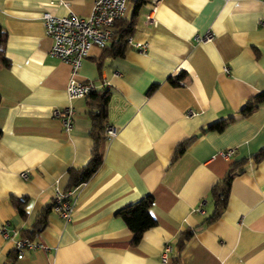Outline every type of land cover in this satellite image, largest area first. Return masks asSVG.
Instances as JSON below:
<instances>
[{
    "label": "crops",
    "instance_id": "crops-1",
    "mask_svg": "<svg viewBox=\"0 0 264 264\" xmlns=\"http://www.w3.org/2000/svg\"><path fill=\"white\" fill-rule=\"evenodd\" d=\"M90 5L0 0L8 60L0 66V225L19 236L56 191H69L71 204L67 219L51 209L33 247L17 252L0 235V264H173L175 255L178 264H264V157L249 158L264 144V101L237 112L264 92V0H158L152 11L144 0L129 35L143 51L125 40L120 55L101 57L102 48L90 46L73 78L108 89L107 124L115 133L103 134L93 173L68 188L67 168L89 156V119L84 97L67 98L69 65L47 53L40 13L86 16ZM132 6L125 0L122 18ZM205 31L209 40L194 38ZM67 105L73 116L63 130L51 111ZM229 115L221 130H202ZM227 149L230 156H222ZM240 158L223 207L207 220L210 186ZM144 195L155 224L132 245L115 211ZM11 197L25 198L23 218ZM183 229L191 235L176 251ZM165 243L170 251L161 262Z\"/></svg>",
    "mask_w": 264,
    "mask_h": 264
},
{
    "label": "trees",
    "instance_id": "trees-1",
    "mask_svg": "<svg viewBox=\"0 0 264 264\" xmlns=\"http://www.w3.org/2000/svg\"><path fill=\"white\" fill-rule=\"evenodd\" d=\"M144 2V0H133V6L131 13L128 18H117L113 25L115 26V31L112 33L109 43L102 47L101 57L104 56H117L121 54L122 48L124 46L126 37L129 36L134 29L135 17L139 5ZM5 41L6 33L0 27V66L7 67L8 60L5 57ZM99 65V63H98ZM181 73H179L180 75ZM152 86V85H151ZM150 86V87H151ZM109 99V91L107 88L96 87L92 91L88 92L84 96L85 106L87 107V116L89 119V137L91 139V148L89 150L88 159L79 166H70L67 168V182L68 188L76 186L78 183L86 180L93 171L97 168L101 160V146L103 142V128L107 125V102ZM264 101V92H257L250 98L244 101V103L239 107L237 112L240 115L248 114L258 103ZM234 116L229 115L222 118H218L209 124H207L202 130H221L227 123L231 122ZM182 143L178 144L181 147ZM179 152V150H177ZM176 154H173L170 161H173ZM264 157V144L252 155L249 156L253 161H258ZM246 158H240L231 161L223 175L216 180L209 188V196L212 200L213 211L207 220L215 218L221 208L225 203V197L228 192L229 182L232 175L237 172L235 169L241 165ZM25 198L11 197L10 202L14 207L17 215L20 218L25 216ZM52 202L44 204L41 206L39 211L34 215L33 220L27 228L18 231L20 237H26L29 240L40 231V229L45 225L47 214L51 211ZM151 205V196L144 195L139 199L125 204L119 207L115 214L121 218V220L126 225L127 229L131 233L130 244L134 245L140 239L141 233L153 226L155 224V219L149 212V207ZM191 235L190 230H181L177 234L175 240V249L179 251L183 246L184 242ZM14 253H11L7 263H10L14 258ZM173 264H178L177 255L172 257Z\"/></svg>",
    "mask_w": 264,
    "mask_h": 264
},
{
    "label": "built area",
    "instance_id": "built-area-1",
    "mask_svg": "<svg viewBox=\"0 0 264 264\" xmlns=\"http://www.w3.org/2000/svg\"><path fill=\"white\" fill-rule=\"evenodd\" d=\"M151 9L153 10L158 0H150ZM125 8V0H91L90 10L86 16H79L74 13L57 16L48 10H42L40 19L43 32L50 39V45L47 53L69 65V77L65 86L68 99L84 97L88 92L95 89L92 81H80L73 78L81 64V60L86 56L90 46L95 45L102 48L111 38L113 22L123 15ZM146 19L152 21L150 15H146ZM258 23L264 26V11L258 18ZM212 34L205 31L201 35H195L197 40H209ZM126 42L134 48L143 51L145 44L132 43L130 36L126 37ZM225 69V68H224ZM187 113H191L187 110ZM52 116L59 119L63 130H69L71 127V119L73 110L70 105L61 109H53ZM114 127L106 125L103 128V134L106 138L113 136ZM232 150L227 149L220 152L222 156L229 157ZM25 176L24 172H21ZM69 191L54 192L51 202V209L62 218L67 219L71 210V204L68 200ZM0 235L3 238L12 240L13 248L18 252L22 247H33L36 245L33 241L26 237H19L16 230L8 228L5 224L0 225ZM170 245L163 244L159 252V260L165 262L168 258Z\"/></svg>",
    "mask_w": 264,
    "mask_h": 264
}]
</instances>
